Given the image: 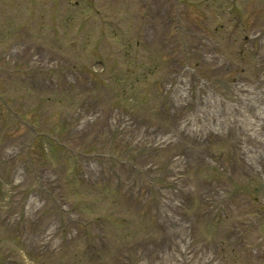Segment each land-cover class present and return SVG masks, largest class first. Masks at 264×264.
Wrapping results in <instances>:
<instances>
[{
    "label": "rangeland",
    "instance_id": "rangeland-1",
    "mask_svg": "<svg viewBox=\"0 0 264 264\" xmlns=\"http://www.w3.org/2000/svg\"><path fill=\"white\" fill-rule=\"evenodd\" d=\"M2 50L50 78L48 140L0 132V264H264V0H0Z\"/></svg>",
    "mask_w": 264,
    "mask_h": 264
},
{
    "label": "trees",
    "instance_id": "trees-1",
    "mask_svg": "<svg viewBox=\"0 0 264 264\" xmlns=\"http://www.w3.org/2000/svg\"><path fill=\"white\" fill-rule=\"evenodd\" d=\"M22 61L21 65L10 63L5 60L3 54H0V122L2 123L0 132L7 135V140L32 139L33 136H35V138L38 136L37 130L34 129L35 124L33 126L31 122H28L32 111H29L27 107L24 108L21 113L16 111L20 102L18 97L25 95L28 96L29 100L34 101L35 98H38V95L49 91L46 87L48 75L44 72L45 70L41 71L31 66L26 59ZM7 82H10L12 86L14 85L16 91H25V93L18 94L15 91H6ZM7 92L13 96H17L16 99L11 98ZM32 93H36L37 96L32 98L30 95ZM4 94L7 96L4 97ZM3 120L7 121V127L2 131V127L4 128ZM35 122L36 120L33 121V123ZM18 128H23L26 132L22 135L14 136ZM40 144H42V142Z\"/></svg>",
    "mask_w": 264,
    "mask_h": 264
}]
</instances>
